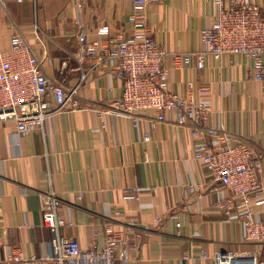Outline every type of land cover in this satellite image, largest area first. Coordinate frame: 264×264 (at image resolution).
<instances>
[{
  "label": "crops",
  "instance_id": "obj_1",
  "mask_svg": "<svg viewBox=\"0 0 264 264\" xmlns=\"http://www.w3.org/2000/svg\"><path fill=\"white\" fill-rule=\"evenodd\" d=\"M243 1L264 12V0ZM132 6L133 0H0V52L22 33L52 80L68 91L78 88L83 108L63 111L24 136L14 122H0V264L10 252L22 258L13 264H45L42 259L53 256L55 234L42 223L50 192L62 200L59 216L75 224L63 227L61 236L77 239L83 249L103 248L110 225L142 234L134 264H219L215 256L223 251L264 262V245L246 239L241 206L227 222L218 203L231 195L195 159L222 136L230 145L247 142L264 182V83L251 78L252 62L242 56L207 55L203 69L177 68L167 58L169 92L185 95L193 83L196 100L211 104L199 132L192 125L159 124L152 114L138 127L126 117L101 119L97 110L121 97L123 80L112 63L94 67L95 60H77L80 35L85 30L93 40L106 27L113 36H128ZM216 11L213 0H157L147 18L167 52L200 53L202 31ZM127 189L136 197L124 199ZM116 209L121 218L114 217ZM250 209L264 220V193Z\"/></svg>",
  "mask_w": 264,
  "mask_h": 264
},
{
  "label": "built area",
  "instance_id": "obj_2",
  "mask_svg": "<svg viewBox=\"0 0 264 264\" xmlns=\"http://www.w3.org/2000/svg\"><path fill=\"white\" fill-rule=\"evenodd\" d=\"M156 1L133 0L128 17L132 31L128 36H113L104 27L96 33L95 39L89 40L83 30L76 58L79 62L95 60L94 67L112 63L113 73L123 80L121 97L110 106L97 110L101 119L126 117L138 127L142 118L152 114L159 124L192 125L195 132H199L211 104L196 100L193 83L187 85L185 95L169 92L167 58H171L177 68L196 65L203 69L207 55L215 58L242 56L252 62L251 78L264 83V12L259 5L243 0H213L217 7L215 20L201 34L204 51L169 53L155 41L148 23L147 8ZM35 32L39 33L37 26ZM77 90L68 91L48 76L34 45L20 32L12 35L10 48L0 52V122H14L22 136L42 128L63 111L83 110ZM150 139L146 134L144 140ZM226 139L222 136L212 147L198 150L195 159L231 195L218 203L225 220L229 222L233 211L241 206L247 215L244 222L246 239L264 245V220L256 219L250 209L253 199L264 193V182L258 176L261 163L252 162L253 152L247 142L230 145ZM189 187L191 191L196 189L192 185ZM124 193V199L136 197L133 189ZM62 205V200L53 192L45 197L42 223L55 234V239L52 241L53 256L42 259L43 263L134 264L131 254L142 251L140 232L114 230L109 225L105 228L103 248L94 243L83 249L77 239L60 234L63 227L75 226L73 221L59 216ZM122 216V210L116 209L114 217ZM202 255L207 258L206 254ZM21 259L20 255L10 252L3 264L18 263ZM215 259L219 264H264L258 256L241 257L234 251L219 252Z\"/></svg>",
  "mask_w": 264,
  "mask_h": 264
}]
</instances>
